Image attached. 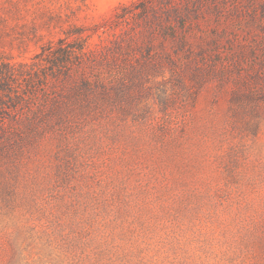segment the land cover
<instances>
[{
  "label": "rangeland",
  "instance_id": "374dc122",
  "mask_svg": "<svg viewBox=\"0 0 264 264\" xmlns=\"http://www.w3.org/2000/svg\"><path fill=\"white\" fill-rule=\"evenodd\" d=\"M69 1L0 0V66L19 70L0 110L23 133L0 154V264H264V0H185L175 34L47 79L63 29L96 25L104 50L116 8L145 0Z\"/></svg>",
  "mask_w": 264,
  "mask_h": 264
},
{
  "label": "trees",
  "instance_id": "16d2710c",
  "mask_svg": "<svg viewBox=\"0 0 264 264\" xmlns=\"http://www.w3.org/2000/svg\"><path fill=\"white\" fill-rule=\"evenodd\" d=\"M8 2L7 12L9 10H14L17 12L23 11L21 5L17 4V2H32L34 5H38L42 2H48L49 4H56L60 2V0H5ZM64 5H61L58 8L65 7L69 10L73 9L72 3L69 0H64ZM186 1H177L172 2L171 0H166L164 5L160 3H155L154 0H145L143 4H140L141 11L137 14L135 12L137 7L134 5V2L131 3H122L120 4L115 11L114 18L112 19L110 26L112 29H119L121 31H117L114 35L112 47H106L104 50L92 49L91 44V34L95 32L96 25L90 31V33L85 32L84 30L75 27V25H71L70 28L63 29L65 36L60 38L57 43H50V46L46 48L44 52H47L46 56L42 61L44 62L45 67H48L46 70V77L50 79L48 76H51L53 79L64 78L67 81H75L76 78L81 77L78 69L75 66L82 67V63L84 60L88 61H101L105 57L112 56L118 57L123 56L127 57L128 53L134 52L137 50H142L143 48H147L148 45H151L154 41V37L158 33H170L173 30V34L176 33V25L179 20L185 19V17H189V13L186 9ZM43 12L48 13L50 18H54L57 20L59 15L56 13V10L59 9L53 8L50 5H42ZM56 9V10H55ZM136 14V18L142 19L144 22L143 28V41H142V33L141 31H135V35H131L132 32H127L124 28V22L132 17L134 19ZM55 16V17H54ZM180 18V19H179ZM186 22L188 20L185 19ZM58 26H61L62 21L58 19L55 21ZM72 37V40L69 39ZM176 35H174V39H176ZM53 44V45H52ZM135 55L134 53H132ZM101 57L103 59H101ZM13 71H19L7 66H0V90H5L2 86L3 83H11V76L14 75ZM88 84L82 85V89L90 90L88 88ZM86 96V95H85ZM20 104V101H17ZM54 103H56L54 101ZM2 104V103H0ZM58 105V104H57ZM55 105V106H57ZM11 116L4 115L0 110V154H5L9 149L6 147L8 142H10L9 137H14L13 135L19 134L22 136L23 133H15L9 127V123H14L15 118ZM63 117V116H61ZM35 120V119H34ZM34 122L29 121L24 124L27 129H33ZM8 137V138H7ZM7 138V140H6ZM10 155H0V164Z\"/></svg>",
  "mask_w": 264,
  "mask_h": 264
}]
</instances>
